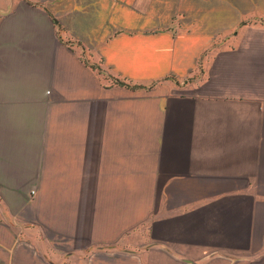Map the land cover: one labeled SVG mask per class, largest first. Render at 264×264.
<instances>
[{
	"label": "crops",
	"instance_id": "0c3cea01",
	"mask_svg": "<svg viewBox=\"0 0 264 264\" xmlns=\"http://www.w3.org/2000/svg\"><path fill=\"white\" fill-rule=\"evenodd\" d=\"M0 148L34 264H264V0H0Z\"/></svg>",
	"mask_w": 264,
	"mask_h": 264
},
{
	"label": "rangeland",
	"instance_id": "374dc122",
	"mask_svg": "<svg viewBox=\"0 0 264 264\" xmlns=\"http://www.w3.org/2000/svg\"><path fill=\"white\" fill-rule=\"evenodd\" d=\"M84 49L86 50L85 46H84ZM85 53H86V51H85ZM85 56H86V54H85ZM85 59H86V61L88 63L89 62L91 63L90 59L88 60L86 57H85ZM93 67L96 68L97 64L94 63ZM97 69L100 72V74L103 73L105 75V72H104L103 68L99 67ZM201 69H202V67H201ZM191 79L192 78L189 77L190 81H191ZM114 83H117L115 78H114ZM117 84H119V83H117ZM110 149H112V148H104L105 154L108 151H110ZM0 153H1V148H0ZM1 158L3 159V156H1V154H0V159ZM58 158H61V162L57 163L55 180H56V186L60 187V189H63L67 185L66 184V182H67L66 180L67 179H65V178H66V175H68V173H67V170L65 168L64 163H62V158L63 157L57 156V159ZM4 162H5V169L8 170L9 172L15 173V171H14L15 170V163L13 161L11 162V160L9 158H7V157L4 158ZM34 166H35V163H33L32 168H31V165H29L27 163L23 166V169L29 175L28 177L31 178V179H29L30 183L33 181L32 177H33V175L35 173V169H36V168H34ZM93 177H95V176H93ZM93 177H91L88 180V182L90 181V184L95 186V187L103 185L104 187L113 186V187H116V188H124V187H126V184H128V182H129V180H126V179H115V180H113V179H104V180H101V181H99V180L96 181L95 178L93 179ZM9 182L6 183L4 179L0 178V215L4 214L6 216V219L8 220V222L12 223L13 227H14V229L12 228L13 229L12 231L16 235V239H17V242H16V247H17L16 251H17V253H16V256L14 258V262H15V264H34L35 259L33 260V258H35V255L39 256L40 255V251H36V249L32 248L29 244H27V242L28 241L29 242H33L32 240L34 239V241H36L38 246L43 248V251H46L47 248H45V247H46L47 244L45 243V241H43V242L40 241V240H43L44 233H43L42 229L38 226V224L34 225V224H31V223H26L19 216H17L16 220L12 218L11 210L4 203V200H3L4 199L3 195L8 197V194H9L8 193L9 192V190H8ZM28 210L20 208V207L19 208L17 207L16 211L25 220H27V219L28 220L36 219V218H34V215H31L29 213L30 211H28ZM38 221L47 222L46 219L43 218L42 216H39ZM29 222H31V221H29ZM144 231H145L144 226H141V227L137 228V231L135 232L136 233L135 236L142 237V235L144 234ZM126 233H127L126 235L128 236V235L131 234V231H127ZM142 242L143 241H141V245H142L143 248H141V249H147L148 250L151 245H148V244L144 245ZM145 247H147V248H145ZM44 248H45V250H44ZM33 249L36 251V253H35V251ZM124 250H127V249L125 248ZM23 254L26 255L25 258L22 257ZM151 264H159V259L158 258H153Z\"/></svg>",
	"mask_w": 264,
	"mask_h": 264
},
{
	"label": "trees",
	"instance_id": "16d2710c",
	"mask_svg": "<svg viewBox=\"0 0 264 264\" xmlns=\"http://www.w3.org/2000/svg\"><path fill=\"white\" fill-rule=\"evenodd\" d=\"M117 83H124L122 80L116 78Z\"/></svg>",
	"mask_w": 264,
	"mask_h": 264
}]
</instances>
